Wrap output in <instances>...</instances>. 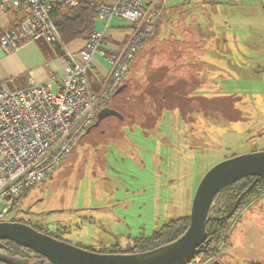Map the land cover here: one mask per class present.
Returning a JSON list of instances; mask_svg holds the SVG:
<instances>
[{
  "label": "rangeland",
  "instance_id": "1",
  "mask_svg": "<svg viewBox=\"0 0 264 264\" xmlns=\"http://www.w3.org/2000/svg\"><path fill=\"white\" fill-rule=\"evenodd\" d=\"M231 1L188 2L180 6L185 15L176 8L162 12L146 42L182 39L185 26L200 33L205 58L195 64L192 77L197 79L179 81L182 88L191 86L184 98L189 109L166 107L161 118L167 124L159 123L157 130L141 127L134 117L108 116L86 132L50 177L24 190L19 205L38 200L34 209L44 212L42 220L73 245L126 251L135 236L150 235L169 219L188 215L195 188L212 165L234 153L263 149L264 26L250 8H236ZM170 4L168 9L175 3ZM166 51L162 47L142 55L125 80L137 88L143 83L144 89ZM172 120L184 137H177L174 128L164 132ZM259 196L231 220L220 252L198 255L192 264H264V190Z\"/></svg>",
  "mask_w": 264,
  "mask_h": 264
},
{
  "label": "built area",
  "instance_id": "2",
  "mask_svg": "<svg viewBox=\"0 0 264 264\" xmlns=\"http://www.w3.org/2000/svg\"><path fill=\"white\" fill-rule=\"evenodd\" d=\"M168 1H89L102 26L93 28L83 46L72 52L61 39L51 13L60 6L74 7L86 0H0V13L12 7H22L25 12L16 27L1 33V47L14 50L36 39L56 42L63 66V71L53 72L47 82L28 79L27 85L16 90L0 85V221L12 220V200L45 180L94 122ZM114 17L128 20L132 28L125 47L107 53L105 32ZM93 56L104 58L108 64L97 90L90 88L87 77ZM194 261L197 256L187 264Z\"/></svg>",
  "mask_w": 264,
  "mask_h": 264
},
{
  "label": "crops",
  "instance_id": "3",
  "mask_svg": "<svg viewBox=\"0 0 264 264\" xmlns=\"http://www.w3.org/2000/svg\"><path fill=\"white\" fill-rule=\"evenodd\" d=\"M86 1H101L108 4L113 2V0ZM212 1L214 3L221 2L223 4H232L231 0ZM262 1L263 0H235L234 7L250 8L248 11L253 12L251 15L256 16L260 25L264 26V10L262 8ZM188 2L196 3L197 0H169L167 8L164 7L162 12L172 13L174 11L171 8H176L177 11L180 9V13L182 15H185L180 6ZM170 3L175 4H172L170 9H168L171 5ZM24 14L25 12L22 7L7 8L0 13V35L4 30L16 27ZM179 23V21L174 22L176 28L179 26ZM157 25L159 26V21ZM101 26L102 22L94 16L93 28H100ZM131 28L132 23L128 20L120 17L112 18L105 32L103 44L105 51L107 53H117L121 51L125 47ZM155 28L156 27L154 26L151 34L156 31ZM181 30L185 31V35H183L182 39H175L171 36L168 39L163 38L160 41H156V43H146L148 41L147 40L145 42L146 44H144L148 45V47L144 46L145 48H142L144 45L142 44V49L140 50L142 53L138 55L139 59L137 58L136 61H134V65L136 66L141 59V56H147L148 51L152 49L160 50L162 47L166 48V52L168 54L159 59L156 64L158 66V74L162 75L161 78H163V81L168 84H170V82L173 83L172 89H170L172 92L177 91L181 87L177 84V82L181 79L186 81L197 79L192 77V74L196 75L194 73L195 70H197L195 64L205 58V52L202 51V45L200 44L202 42V40H200V33L196 32L195 29L191 28V26H185ZM85 39L86 36L79 37L66 43V46L69 45L70 51L77 52L83 46ZM170 46L172 47L170 48ZM60 54L61 51L56 42H49L44 39H36L25 42L14 50H5L0 45V85H4L10 90H16L27 85L28 79H31L36 83L47 82L53 72L61 73L63 71ZM103 59L99 56H93L91 59V67L87 72V77L89 86L93 90L99 89L108 69V65L107 68H104ZM128 72H130V69L127 71L124 78L128 76ZM52 89L54 90L55 86H53ZM190 89L191 86L187 88L188 93H190ZM163 116L166 117L165 115ZM162 122L167 124L163 120ZM168 123H170L169 125H171V127H165L167 131L164 132H167L166 134H168L170 129L173 130L174 128L175 133H177V137L185 136L181 135L180 132H177L175 120ZM161 137L164 142L176 149V145L170 144L166 139V135H161Z\"/></svg>",
  "mask_w": 264,
  "mask_h": 264
},
{
  "label": "water",
  "instance_id": "4",
  "mask_svg": "<svg viewBox=\"0 0 264 264\" xmlns=\"http://www.w3.org/2000/svg\"><path fill=\"white\" fill-rule=\"evenodd\" d=\"M262 8L264 10V0ZM121 88L118 87L115 92H119ZM111 114L112 112L104 109L100 110L92 126H97L103 117ZM246 176L264 177V150L234 155L212 165L195 188L190 204L188 225L183 233L168 243L144 251L96 252L56 239L22 222L0 221V241H13L41 255V258H23L0 252V262L3 264H187L201 253L207 243L206 225L212 218L211 209L218 193ZM0 248H3L1 242Z\"/></svg>",
  "mask_w": 264,
  "mask_h": 264
},
{
  "label": "trees",
  "instance_id": "5",
  "mask_svg": "<svg viewBox=\"0 0 264 264\" xmlns=\"http://www.w3.org/2000/svg\"><path fill=\"white\" fill-rule=\"evenodd\" d=\"M94 16L95 10L89 1L74 7L60 6L54 9L51 13L52 20L57 27L61 39L65 43H68L79 37L87 36V34L93 28ZM158 21L159 18L157 19L154 26L157 25ZM150 34L145 38L142 44H144L149 39ZM140 50L141 47L131 62L129 69H131L132 65H134V60H136V57L138 54H140ZM156 74L149 72L147 75L149 77H147L145 80L146 87L144 89L143 83L140 85L142 87L137 88V86L133 84L132 81L128 82L123 77L121 83L118 86L122 87L121 90L116 93L115 90L118 88L117 87L108 99L109 101L112 98L111 104H113L112 102L115 100V98H117L119 104L118 107H120L119 111L124 115L123 120L134 117L139 122L138 124L145 129L158 128V124L162 122L161 114L163 115V109L166 107L177 108V106H179L182 109H189L185 107V105H188L185 104L186 99H188V86L182 88L183 86H181L178 81L177 84H179L181 87L177 91L172 92L170 89H172L173 83L170 82V84H168L167 82L163 81V78H161L162 75H159L158 73ZM153 75H156V77L154 78ZM158 77L161 79H157ZM154 81L158 82V85L152 84ZM185 97L186 99H184ZM107 102L104 103V105H107ZM92 125L93 123L89 126V128H91ZM88 129L86 132L90 131V129ZM86 132L77 140L72 149L75 145H77L79 140L86 134ZM72 149L69 153L72 152ZM52 173L49 175V177L52 175ZM246 179L242 178L241 180L228 185L216 196L211 209L212 218L206 225L207 243H205L203 246L204 249L199 255L207 258L216 254V252L219 251V246L223 245L228 240L229 231L232 226L231 220L239 210H236L234 215L232 214L227 216L226 214L232 210L236 199L244 192L243 190L247 187V184H250L249 182H245ZM255 185L258 187L261 186L260 189L263 191L264 177H261V179ZM258 193L259 191L257 194ZM19 202L20 198H15L12 200L10 213H13L15 210H17ZM239 205H241V202H238L237 209L239 208ZM188 215L169 219L158 229L153 230L150 235H138L137 237H134L133 240H131L132 244L127 246L126 251L111 250L108 252H138L168 243L183 233L188 225ZM0 242L3 245V251L9 256H20L23 258H31L32 256H35V258H41V255L33 252L31 249L22 247L13 241L1 240Z\"/></svg>",
  "mask_w": 264,
  "mask_h": 264
},
{
  "label": "flooded vegetation",
  "instance_id": "6",
  "mask_svg": "<svg viewBox=\"0 0 264 264\" xmlns=\"http://www.w3.org/2000/svg\"><path fill=\"white\" fill-rule=\"evenodd\" d=\"M177 108H179V106H177ZM102 109H104V111L112 112V114L109 115V116L115 115L118 118H120V120H123V118H124V115L119 111L118 103L110 104L109 106L103 104V107H101L100 110H102ZM107 117L108 116L103 117L98 122L97 126H99L101 124V122H103V120H105ZM96 118H97V116H96ZM96 118H95L94 122L96 121ZM91 128H89V129L91 130ZM258 150L259 149H257V150L256 149H254V150L251 149L248 152H253V151H258ZM260 150H264V148L260 149ZM245 153H247V152H245ZM234 155H238V154L234 153L231 156H234ZM243 178L244 179L247 178L245 180V182H249L250 184H247V187L243 190L244 192L236 199V201L234 203L235 207L233 205L234 209L232 208L233 210H230L229 213L226 214L227 216L228 215H232V214L234 215V213H236V210H239V209H242V208H245V207H249V205H250L249 203L250 202H252L253 200H257L260 197L259 196L261 194L260 192H262V189H260L261 186L258 187L255 184L261 179V177L246 176V177H243ZM241 179H239V180H241ZM253 185H255V186H253ZM252 186H253V188H252ZM258 191H259V193L257 194ZM32 201H30L25 207H21L19 205L17 207V210H15L14 214L11 216L12 221H18V222H22V223L28 224V225L32 226L33 228H35L36 230H38V228H39L38 231H40L42 233L48 234V235H50V236H52V237H54L56 239H60V240L66 241L64 239V237H62V235L59 234V233H61V231H59V229L51 230L47 226L46 222L42 220L44 212L42 210L34 209V205L36 204V202L38 200L33 201V202ZM238 202H241V205H239V208L237 209ZM135 237H137V236H135ZM218 249H219V251L216 252V253L220 252V250H221L220 246H219ZM0 252H2L3 254H6L3 251V248H0ZM31 258H35V256H32Z\"/></svg>",
  "mask_w": 264,
  "mask_h": 264
}]
</instances>
